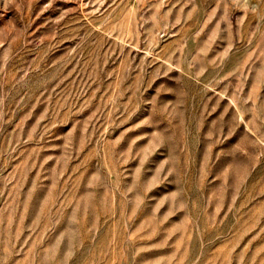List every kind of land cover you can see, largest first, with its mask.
I'll use <instances>...</instances> for the list:
<instances>
[{
    "label": "rangeland",
    "instance_id": "374dc122",
    "mask_svg": "<svg viewBox=\"0 0 264 264\" xmlns=\"http://www.w3.org/2000/svg\"><path fill=\"white\" fill-rule=\"evenodd\" d=\"M0 264H264V0H0Z\"/></svg>",
    "mask_w": 264,
    "mask_h": 264
}]
</instances>
